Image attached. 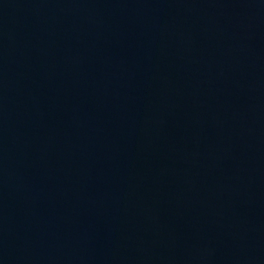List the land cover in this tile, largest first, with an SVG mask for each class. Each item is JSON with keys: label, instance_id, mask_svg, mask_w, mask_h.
I'll return each mask as SVG.
<instances>
[{"label": "water", "instance_id": "obj_1", "mask_svg": "<svg viewBox=\"0 0 264 264\" xmlns=\"http://www.w3.org/2000/svg\"><path fill=\"white\" fill-rule=\"evenodd\" d=\"M0 264H264V0H0Z\"/></svg>", "mask_w": 264, "mask_h": 264}]
</instances>
